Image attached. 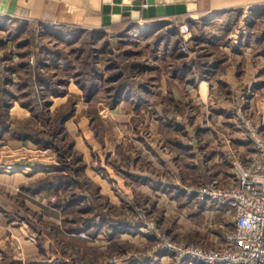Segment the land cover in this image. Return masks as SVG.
<instances>
[{
  "label": "rangeland",
  "instance_id": "obj_1",
  "mask_svg": "<svg viewBox=\"0 0 264 264\" xmlns=\"http://www.w3.org/2000/svg\"><path fill=\"white\" fill-rule=\"evenodd\" d=\"M0 21V59H3L4 65L9 61L20 60L34 63L35 54L45 50L42 55L51 62L43 66L45 74L52 77L54 83H60L65 91L64 95L55 97L50 93H42L41 102L51 103L50 115L55 117L66 113L74 99H77L76 114L64 122L62 133L58 132L54 137L52 132L55 127L41 124L33 114L36 110L31 112L23 106L22 101L27 97L20 93H24L26 88L18 90L15 85L10 87L17 98L11 99L7 120L15 127L18 123L26 125L23 129L36 132V136L40 129L42 139H52L53 145L44 146L31 138L4 133L6 136L2 144H7L9 140L19 142L12 145L22 148L19 152L24 157L22 159L27 161L33 156L34 150L35 156L43 163L44 170L33 176L26 175L25 180L15 184L12 180L0 179V235H37L38 247L53 251L57 256V264H124V260L134 257L146 260L149 249L159 242L157 235H160V239L168 238L176 244L215 246L185 238L187 235H195L198 230L194 227L193 220L197 208H185L182 195L188 193L197 197V190L212 180L208 182V177L201 179L195 175L194 163H198L199 159L189 154L190 152L183 154L177 140L186 138L185 141L188 142V137H193L198 132L199 127L196 126L212 115L215 117L212 108H217L216 96L221 94L217 86V91L213 95L210 93L212 97L208 98L207 106L199 103L200 97L195 93L177 97L170 92L172 87L181 88L184 92V80H170L178 69L181 70L185 65L184 72L191 76V84L197 73L204 68L208 49L203 50L198 57L193 56L195 44L190 45L193 28L186 43L188 52H183L180 47L184 57L172 58V64L167 67L164 63L152 61L153 57L147 54L144 42L129 40L120 43L114 32L105 34L98 42L96 39L88 40V37L95 35L90 31H85L82 35H67L61 23L54 22L57 30L52 31L41 28L43 26L40 22ZM212 23L210 33H215L222 26H230L234 33L236 28L245 26L250 33L258 35L264 41V8L217 16ZM195 31L201 33L199 29ZM105 39L110 43V48L101 47ZM91 44L99 51V67L105 75L118 72L105 69L106 65H113L115 62L122 65L120 68L131 63L137 67V77L132 84L134 93L128 99L123 98L113 105L108 95L114 90L108 88L106 91L99 90L89 104L83 102L77 85L80 77L75 76L84 67L81 62L83 54L78 53V47L84 48L86 54L91 49ZM261 49L264 50V43ZM54 58L62 66L66 64L68 70L52 64ZM188 66L191 68L187 71ZM12 75L16 77L14 72ZM163 77L168 79L165 81V92L170 95L168 97L158 94L164 88L161 85ZM241 82L235 85L231 93H226L227 89L222 92L235 119L236 109L245 97L244 84ZM110 85V82L106 83V87ZM147 89L149 94L146 93ZM181 98L185 102H181ZM120 103L122 104L119 106ZM161 103L164 109L158 111L156 105ZM81 115L86 119L91 117L90 125L87 121L83 122ZM178 119L182 123L186 121L191 127L181 128L177 125ZM156 121L157 126L154 124ZM165 138H169L171 142L164 143ZM152 140L157 141L153 148ZM158 148L163 149V157L159 152L153 151H158ZM3 156L0 155V161L7 158ZM48 161H52L54 167ZM61 167H64V174L55 170ZM49 173L62 175L61 180L70 182L65 183L66 186L60 184L57 187L34 190L33 184ZM213 181L226 186L221 176ZM162 182L164 188H169L168 191H154L150 187L152 184L159 187ZM198 198L202 199L200 196ZM108 235L123 236L109 240ZM132 235H140L139 237L148 240H132Z\"/></svg>",
  "mask_w": 264,
  "mask_h": 264
},
{
  "label": "crops",
  "instance_id": "obj_2",
  "mask_svg": "<svg viewBox=\"0 0 264 264\" xmlns=\"http://www.w3.org/2000/svg\"><path fill=\"white\" fill-rule=\"evenodd\" d=\"M131 3L132 0L122 1V4ZM185 3H194V7L183 14L148 18L140 16L130 31L132 33L130 42L134 40L137 43L144 42L147 54L153 57L152 61L164 63L169 67V64H172L171 60H174L172 58L184 57L180 50L183 43L180 24L183 22L191 24L194 33L190 39V45L195 44L193 56H200L205 49H208L206 53L208 56L205 60L203 59V70L197 73L195 81L191 84H189L191 76L187 74L188 72H184L185 65L181 70L178 69V72L173 74L170 80H184L185 88L182 89L184 92L181 91V88L175 87H172L170 92L177 97L195 93L200 97L199 103L207 106L209 104L207 100L217 91V86L221 95L216 96L217 108H212L215 117L212 115L210 119L208 118L209 120L206 119L203 123L201 122L202 124L196 126L199 127L198 132L195 136L188 137V142L184 138L180 141L177 140V144L183 150V154L190 152L189 154L199 159L198 163H194L196 176L201 179L208 177V182L221 176L226 185H229L236 182L238 176L236 161H246L251 146L234 118L232 110L228 107L229 103L222 92L227 89L226 93H231L235 85L242 81L241 83L244 84L243 94L248 101L247 107L264 131V50L261 49L264 41L258 35L250 33L248 27L245 26L236 28L234 33L232 28L230 30V26L227 28L218 27L215 33H210L211 29L209 28L217 16L224 17L251 8L257 9V11L262 10L264 0H192V2L186 0ZM105 4V0H0V20L52 21L53 23L97 28L103 25V6ZM196 29H199L201 33H196ZM152 68L154 69V67ZM188 68L190 69L191 66L187 67V71ZM164 77L161 80L162 88H164L158 94L168 97L170 95L165 92V81L168 79ZM146 93H150L149 89ZM210 93H212L211 96ZM180 101L185 102L182 98ZM163 107L162 103L156 105L158 111L163 110ZM181 121V119L177 121V125L181 128L191 127L186 124V121L185 123ZM154 124L157 126L158 122L156 121ZM195 125L197 124L195 123ZM5 136L6 134L0 135V155L7 157L4 161H0V179L12 180L15 184L25 180L26 175L32 174L33 176L40 170H44L43 163L38 159L39 157L35 156L34 150L29 161L22 159L24 157L19 152L22 148L12 145L19 142L9 140L7 144H2L5 141ZM163 142L170 143L171 140L165 138ZM155 143L157 141H151L152 148ZM159 147L161 146L159 145ZM162 150L161 148H158V151L153 149L163 157L165 153ZM48 163L54 167L52 161H48ZM147 180H150L149 177ZM162 185H164L163 182L159 184V187H155L153 184L150 187L154 191L169 190L168 187L164 188ZM182 196L185 208L191 206L197 208L193 220L194 227L198 230L195 231V235H187L185 237L187 240L216 245L223 240L227 232L233 230L234 211L232 208L216 204L208 198L199 199V196L196 197V195L188 193ZM108 236L109 240H114L123 235ZM139 236L132 235L130 238L137 241L148 240ZM36 238L37 235H0V264H57L56 254L49 248L41 250L37 245ZM82 253H84L83 249ZM123 263L169 264L165 258L161 261L149 262L139 257L124 260Z\"/></svg>",
  "mask_w": 264,
  "mask_h": 264
},
{
  "label": "trees",
  "instance_id": "obj_3",
  "mask_svg": "<svg viewBox=\"0 0 264 264\" xmlns=\"http://www.w3.org/2000/svg\"><path fill=\"white\" fill-rule=\"evenodd\" d=\"M40 24L43 26L41 28H46L52 31L57 30V26H55L52 21H40ZM135 25L136 19L127 18L118 22L103 24L101 27L97 28L73 24H63L62 27L65 28L63 31L66 32L67 35H82L83 33H85V31H90L95 35H93L94 37H88L90 38L88 40L96 39V41L98 42L101 41V38L105 34L109 32H114L115 34H117L119 42L124 43L129 42V40H131L130 31ZM87 43H89V41H87ZM92 43L95 44V42ZM109 46L110 43L107 41V39H105V41H102V48ZM95 48L96 47L91 44V49L87 50L85 54L83 51L85 49H81L78 47V53L83 54L81 62L83 63L84 67L81 73L77 72L75 76L80 77V79L78 78L79 80L77 81V85L81 90L82 100L84 103L89 104L96 97V93L99 90L104 89L106 91L109 90L108 88H110L114 91L108 96L111 97L112 104L116 105L123 98L128 99L129 96H132V94L134 93L132 84L135 82V78L137 77V67L131 63L132 65L125 64L122 68H120V66L122 65L115 62L113 63V65H106L105 69L116 70L118 72L109 73L108 75H105L103 69L99 67L100 55L99 51H97V49ZM43 51H38V53L35 54L34 63H30L27 60H20L19 62L9 61L7 65H4L5 63L3 59H0V135L4 133H10L11 135L15 134L14 136L17 135L19 138H31L35 142L43 144L44 146H52V139H42L43 137L40 135V129H38L37 134H39L38 136H36V132L31 133L30 131L27 132L23 129L26 128V125L18 123L17 127H15L13 123H10V120H7V114L9 111L8 107L10 106L9 104H11V99L17 98V95L14 93V90L10 89V87L13 85H15L18 90L26 88V91L24 93H20V95L24 94V96L27 97L25 101H22L23 106L27 107L29 110H31V112H33V109L36 110V112H34L33 114L34 116H37L41 124L43 123L49 124L50 126H54L55 129L52 132L54 137L58 132L62 133L64 122L69 118H72L76 114V98L72 102V105L69 106V110L66 113H62L59 115L57 114L55 117L50 115L51 110L49 109V107L51 103L41 102L42 93H50L55 97L62 96L65 92L64 89H62V85L60 83H54L52 77L46 76V71L43 69V66L49 65L51 64V62H48L43 57ZM52 64H55L58 67H64L68 70L67 65L65 64L62 66L61 64H59L57 58L53 59ZM13 72L16 74V77H13ZM70 81L71 80H69V82ZM65 82L67 84L68 81L66 80ZM107 82H110V87H106ZM28 95H30V98H28ZM82 117L83 116L81 115V118ZM90 118V116H88V119H86V117H83L82 120L83 122L87 121L86 123L90 125ZM29 128L31 129V127ZM55 170L62 172L64 171V167H61L60 169L56 168ZM62 174L64 173L62 172ZM61 177L63 176L57 175V173H49L44 178H41L40 180L36 181L33 184L32 188H34V190H42L49 187H57L60 184L64 185L65 183L70 182V180H61Z\"/></svg>",
  "mask_w": 264,
  "mask_h": 264
},
{
  "label": "built area",
  "instance_id": "obj_4",
  "mask_svg": "<svg viewBox=\"0 0 264 264\" xmlns=\"http://www.w3.org/2000/svg\"><path fill=\"white\" fill-rule=\"evenodd\" d=\"M179 28L183 38L181 49L188 52L186 43L191 37L192 26L183 22ZM247 102L244 97L237 107L236 121L251 151L246 161H236V182L221 186L212 181L197 190L201 198L233 209V230L213 247L195 243L176 244L155 235L159 242L149 249L147 261L165 258L169 264H264V131L255 121Z\"/></svg>",
  "mask_w": 264,
  "mask_h": 264
},
{
  "label": "water",
  "instance_id": "obj_5",
  "mask_svg": "<svg viewBox=\"0 0 264 264\" xmlns=\"http://www.w3.org/2000/svg\"><path fill=\"white\" fill-rule=\"evenodd\" d=\"M123 0H105L103 6V24L118 22L127 18L138 19L183 14L194 7L186 0H132L131 4H122ZM192 2V0H188ZM145 3V6L142 4Z\"/></svg>",
  "mask_w": 264,
  "mask_h": 264
}]
</instances>
